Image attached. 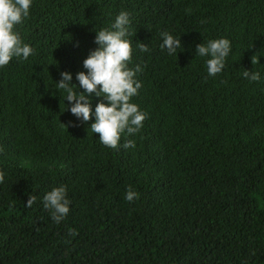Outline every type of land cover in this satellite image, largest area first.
I'll list each match as a JSON object with an SVG mask.
<instances>
[{"label": "trees", "instance_id": "16d2710c", "mask_svg": "<svg viewBox=\"0 0 264 264\" xmlns=\"http://www.w3.org/2000/svg\"><path fill=\"white\" fill-rule=\"evenodd\" d=\"M121 11L128 66L142 69L130 102L148 118L117 150L57 83L68 71L83 91L76 73ZM14 30L35 55L0 67V264H264V0H31ZM220 38L231 51L213 77L195 49ZM61 185L70 211L57 224L43 196Z\"/></svg>", "mask_w": 264, "mask_h": 264}, {"label": "clouds", "instance_id": "9594fccd", "mask_svg": "<svg viewBox=\"0 0 264 264\" xmlns=\"http://www.w3.org/2000/svg\"><path fill=\"white\" fill-rule=\"evenodd\" d=\"M30 6L31 0H0V67L6 66L13 57L27 59L30 55H35V49L23 43L19 33L14 30L15 25L22 24L28 17ZM130 24L129 13L121 11L110 29L96 31L95 43L98 47L90 51L83 60V67L87 72L76 73L82 92L75 90L77 85L72 83V74L68 71L60 73L61 79L57 83V89H62L65 93L64 99L69 102L66 107L71 114L82 122H88L94 116L95 120L90 124L92 132L98 134L103 145L117 150L121 146L119 142L122 134L134 135L139 132L148 118L147 113L130 102L142 87L141 82L136 79L137 74L142 71L141 66H128L133 52L127 38L133 34ZM160 35L163 38L161 48H166L169 55H176L181 48L179 37H174L167 31ZM138 48L141 52L149 51L143 43H139ZM230 51L231 42L227 38L197 44L195 49L198 56L209 57L206 60L207 72L213 77L223 71ZM251 62L259 63L255 57H252ZM242 75L250 81L261 80L258 72L245 70ZM93 96L103 97L96 103L94 111L91 105ZM65 127L67 129L66 125ZM123 147L135 148V143L126 139ZM4 178L5 174L0 171V183L4 182ZM138 198L139 193L129 187L125 199L133 202ZM35 201L36 196L31 195L26 207H31ZM69 205L64 185L52 188L43 196V206L51 212V218L57 224L66 218L70 211ZM69 234L75 236L77 233L70 230Z\"/></svg>", "mask_w": 264, "mask_h": 264}]
</instances>
